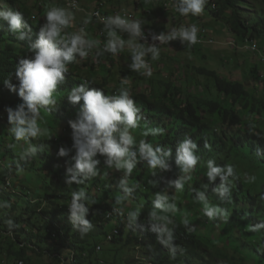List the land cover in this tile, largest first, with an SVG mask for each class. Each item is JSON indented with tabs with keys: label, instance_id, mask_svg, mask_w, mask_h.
Here are the masks:
<instances>
[{
	"label": "trees",
	"instance_id": "trees-1",
	"mask_svg": "<svg viewBox=\"0 0 264 264\" xmlns=\"http://www.w3.org/2000/svg\"><path fill=\"white\" fill-rule=\"evenodd\" d=\"M18 1L1 0L0 4V8L7 7L23 13L21 31L25 33V39H18L8 23L0 19V112L8 105L15 109L23 102L18 92H11L5 87L4 80L8 79L13 85L19 86L16 74L18 63L21 59L34 57V45L40 30L33 22L30 10L20 7ZM172 1L177 10L181 0ZM246 2L248 1L206 0L203 12H207L208 16L201 18L202 13L196 16L190 13L192 22L201 24L206 19H213L226 31L225 38L233 37L242 45L256 41L257 49L261 50L264 46V8L257 5L259 9L253 13V19L243 10L248 8L249 4ZM262 3L264 4V0ZM177 13L180 14L179 11ZM206 37L209 34L199 33L197 38L203 40ZM191 45L193 52L196 48L201 50L197 47L199 45ZM195 57L199 60L196 52ZM200 57L202 60L205 58ZM68 69L64 74L65 82L58 85L54 94L56 105L43 109L47 113H54L57 120L71 130L70 122L78 119L84 103L82 100L78 104L69 102L68 95L73 88L85 84L89 89L103 90L105 95H118L120 90H108L105 83L108 76L103 82L86 79L75 62L69 64ZM250 71L252 73L253 70ZM195 73L197 76L190 78L194 83L190 84L188 79L180 78L177 80L181 83L180 86L167 85L166 91H161L156 96L139 92L130 94L141 110L139 115L142 116L145 127L163 129L165 134L161 143L171 151V156L166 160L169 167L163 170L160 185H151L149 192L133 187L132 192H126L124 186L118 185V179H114L109 188L114 200L98 199L93 206L85 202L88 209L85 218L91 227L83 235L71 218V202L60 203V200L72 199L64 191L59 195L46 192L43 196H34L38 201L34 199L24 206L21 203L12 206L11 196L19 195L13 192L5 195L3 190H8L9 187H6L3 180L0 182V199L8 205L4 209L8 211L4 217L0 212V242L10 245L4 252L11 264L28 261V252L48 254L58 264H67L68 261L69 264H93L90 260L93 254L102 251L98 239L102 236L107 239L115 230L118 234L111 240L117 245L114 264H119L118 253L129 250L135 244L140 246L138 252L141 249L146 252L145 261L140 260L142 264H264V228L252 230L253 226L264 222V100L254 98L241 79L236 81L221 77L217 71L203 66L197 67V72L192 74ZM246 74L249 75L250 72ZM253 76L255 77V73ZM194 84L197 87L195 92L190 89ZM188 89L195 93L192 98H188L191 94ZM237 106L245 115L241 116L236 111ZM5 125L9 127L10 123L5 120ZM2 139H8L11 144L0 150V163L2 160H9L13 163V171L21 170L24 175H32L34 172L39 175L38 170L42 169L40 165H45L54 174L50 184L54 188L60 186L59 178L66 167L59 161H52L53 154H48L45 150V138L31 144L37 145L38 149L42 148V151H37L33 158L24 160L21 159V154L29 147L26 141H17L12 134H7ZM186 139L196 144L195 154L200 158L195 169L188 174L182 173L176 164L177 149ZM55 142L59 145L66 144L70 148L66 159L60 160L66 161L69 167L74 166L75 162L68 161L70 153L75 150L72 147L73 139L64 140L59 137ZM16 143L19 145L14 153L11 147ZM208 160H214L215 166L220 168L229 164L234 167L236 175L229 177L231 183L226 185L229 194L224 197L215 191L222 183L220 177L217 176L213 181L207 175ZM181 176H190L191 179H186L183 190L176 193L175 181ZM252 177L255 179H251ZM103 186L105 188L107 183ZM115 188L116 193L113 192ZM151 192L167 195V203L175 204L176 211L173 213L156 209V196L151 200ZM197 192H203L207 201L220 207L227 219L220 215L210 219L204 215L205 219L202 221H192L191 218L195 215L191 211L192 206L199 202ZM118 197L122 198L120 203L117 202ZM18 210L20 214L12 219ZM130 211L138 212L135 221L130 219ZM152 212H156L158 217L167 216L172 220V223L167 224L172 233L171 243L163 242L168 240L167 232L163 231L165 223L153 218ZM209 219L214 224L206 227L204 220ZM184 220L187 221L186 224ZM108 225H112L111 231H107ZM127 254H124L127 260H123L124 263L140 264ZM3 256L0 248V263L5 260Z\"/></svg>",
	"mask_w": 264,
	"mask_h": 264
},
{
	"label": "rangeland",
	"instance_id": "rangeland-1",
	"mask_svg": "<svg viewBox=\"0 0 264 264\" xmlns=\"http://www.w3.org/2000/svg\"><path fill=\"white\" fill-rule=\"evenodd\" d=\"M65 1L66 0H19L18 2L20 7H25L30 10L33 22L39 27L46 23L47 12L53 7L64 8L70 12L72 14L71 23L63 30L62 35L67 37L73 33H79L80 29L83 28V36L86 40L91 39L98 41L97 46L90 51L87 57H78L75 63L80 67L82 70L81 73L86 76V79L89 78L94 81L98 80V82H103L105 77L108 76L105 83L110 92L120 90L121 87H123L126 88L130 94H134L133 92H139L145 93L146 95L152 94L153 96H156L161 93V91L165 92L167 85L176 87L180 86L181 83L177 81L180 78L188 79L190 84L194 83L190 78L193 79L196 77L197 73H192L197 72V67L203 66L206 68L209 67L210 70L217 71L221 77H229L231 80L236 81L241 79L246 90L250 94H253L254 98L264 100V46H262L259 54L253 51L256 46V41L242 45L238 44L233 37L225 38L224 35H226V31H223L224 28H220L213 19H206V21L201 24H193L191 14L189 13L187 16L178 14V11L171 3L173 2L172 0H78L79 4L77 6L80 8L79 11L69 10L67 6H65ZM246 1H248L246 3L249 5L248 8L243 10L248 12L251 18L254 17L253 13H255L257 9L264 8L262 0ZM97 4H100V6L104 5L103 11L104 13L107 12L106 14L108 16L114 17L119 15L121 11H125L124 15H132L131 21H135L136 19L141 21V27L151 31L152 34L164 33L165 35H171L173 30H179L181 27L190 28L192 25H196L198 28L197 36L199 33H207L209 34V37L195 43V45H199L197 47H200L201 49H195L199 60L195 57V52H193L192 48L193 46L190 44L191 42L189 41L188 43L181 38L170 40L165 43L149 44L150 46H156L159 48V57L153 60L150 53L145 56V60L151 69V75H142L140 72L132 71L129 67L132 63V48H130L127 43L116 54L103 52L102 55H98V53L103 50L104 45L109 38L105 25L98 23L90 17V13L96 8ZM257 5L259 8H257ZM207 16V12H202L200 15L201 18ZM253 19H255V17ZM86 20L88 21L87 24H85ZM216 29H218L219 32ZM117 36L126 42L130 39L129 34L122 30H117ZM234 41L236 43L235 45ZM230 42H232V44H230ZM133 43L141 44L144 47H150L149 45L142 44L141 41L136 38L133 40ZM200 56L205 57L204 60H202ZM113 60L115 61L114 64L112 63ZM250 70H253L252 73ZM249 72V75L246 74ZM254 73L255 77L253 76ZM245 77L248 78L246 79ZM124 78H127L126 82H124ZM195 87L194 84L193 87L190 86V89L195 92V89L197 88ZM193 92L189 91L191 94L188 98H192L195 95ZM183 97L185 96L183 95ZM8 106L0 112V150L6 149L9 146L7 144H11L8 141L9 137H7L8 139L6 140L2 139L5 135L11 134L10 129L13 127L9 122L8 113L6 111V109L9 108ZM236 111L241 116L245 115L239 106H237ZM3 116L4 118H1ZM140 117L141 120L139 127L131 130V134L133 135L136 144L138 145L140 140H145L146 142L151 143L154 147L160 146L167 150V147H164L161 143L162 137L164 138V131L163 134L160 135L144 136L143 133L147 130V127H145L143 123L144 120L142 116ZM5 120L10 123L9 127L6 125L4 126ZM39 123L42 128L47 129V134L37 138H30V143H26L29 146V144H35V141H41L45 138V142L47 141V146L45 147L46 152L48 154H53L52 161L61 162L66 167V170L62 172L59 178L61 181L60 186L54 188V186L50 184V181H52L54 177V174L52 173L53 171L50 172L45 165H40L42 169L38 170L39 175H37L36 172L32 175H27L26 173V175H24L21 170L13 171L12 162L9 160H2L0 163V182L3 180L5 183L8 178L11 183L9 189L3 191L5 195H9L11 192L19 195L11 196L12 206L13 204L18 203H21V205L24 206L25 203L33 202L35 199L34 196L37 198L38 195L40 196L42 194L43 196L46 192L50 195L53 193L59 195L64 191L68 198H72V192L79 191L81 188L86 191L89 200L94 201V203H88L89 206H93L97 203L98 199L108 198L109 200H114L115 197L112 196V193L109 190L114 179H118V185H122L121 181H126V184L123 186L131 189V192L134 190L132 187L141 188L143 189V192H146L147 190L149 192L151 185H160L161 176L164 171L159 168L151 169L146 161H141L139 159L138 149L135 147L132 150L137 151V162L136 167L130 176H126L123 169H117L115 164L108 166L106 163L107 157L98 154L95 157V159L100 161L97 166L98 175L85 181L82 185H77L75 183L69 185L66 182L68 177L67 168L69 167V164H66V161L64 160H60V158L66 159L67 156L60 157L58 152L61 147L70 148L66 144H57L55 139L60 137L64 140H71L72 129H66L65 124L58 121L54 113H47L43 108L40 109ZM18 145L19 143H16L11 147L14 153H16V147ZM75 154V150L70 153V157H68L70 163L75 162ZM17 165L19 166V164ZM153 176H155L156 179ZM104 183H107L105 188L103 186ZM116 188L113 190L115 193L117 191ZM178 192V189H176V193ZM156 195L157 192H151L149 197L151 200H154ZM35 200L38 201V199ZM67 202H71V200H60V203L62 204H66ZM208 203L212 204L211 201H208ZM129 204H131V201ZM7 207L8 205L0 199V212L3 217L8 213V211L4 210ZM7 210H10V208ZM191 211H194L195 214L194 217L191 218L192 221H202V219H205L203 206L200 202L195 203L192 206ZM19 214L20 211L18 210L13 214L12 219L18 217ZM201 221H199V227H201ZM204 223L207 224L206 227L210 224H214L210 219L208 221L204 220ZM111 230L112 225H108L107 231ZM256 234L257 232L255 235ZM98 243L101 244L102 251L93 254L90 259L92 263L114 264V251L117 245L108 241L103 236L98 239ZM9 246V243L7 242H0V248H2V254L4 255L3 257H5V260L0 264H11L4 252V249L6 250ZM138 249H140V246L135 244L129 248V250L125 249L118 253L117 263L126 264L123 261L126 260L124 254L128 253L127 256L134 258L136 262L142 264L140 260L145 261L144 255H146V252L142 249L138 252ZM27 259L28 261L24 262V264L59 263L51 257H48V254L37 255L36 253L28 252ZM69 263L70 262L68 261L67 264ZM145 264L148 263L145 262Z\"/></svg>",
	"mask_w": 264,
	"mask_h": 264
},
{
	"label": "clouds",
	"instance_id": "clouds-1",
	"mask_svg": "<svg viewBox=\"0 0 264 264\" xmlns=\"http://www.w3.org/2000/svg\"><path fill=\"white\" fill-rule=\"evenodd\" d=\"M206 0H181L177 10L183 16L189 13L196 16L203 12ZM93 12V10H92ZM91 12V13H92ZM92 19H94L91 16ZM105 25L108 40L104 48L98 55L103 52L112 54L118 53L125 44L132 48V63L129 66L132 71L140 72L142 75H151V69L145 60L147 54H151L153 60L159 57V48L156 46L144 47L141 44H134L135 38H142L143 32L141 21H129L121 16H108L105 14ZM0 19H3L10 26V30L15 33L18 39H25V33L21 31L24 15L20 11H14L10 8H0ZM72 20V14L64 8L53 7L46 15V23L39 30L38 40L34 45L35 55L32 59H21L17 66V77L19 86L13 85L10 80H4V85L11 92L17 93L22 98V103L16 106L15 110L11 107L7 108L9 122L13 125L10 129L11 134L17 141L23 140L29 142L30 138H37L47 134V129L40 126V109L46 106H55L57 100L55 93L58 85L65 82V73L69 71L68 65L76 62L77 58H85L90 51L97 46L98 41L88 39L83 36L84 29L81 28L79 33H73L70 36H63V30L68 27ZM88 21H85L87 24ZM26 26V25H25ZM117 30H122L129 34L130 39L126 42L117 36ZM198 28L192 25L190 28L181 27L179 30H173L171 35L153 36L154 40L161 43L181 38L191 44L199 42L197 39ZM198 40V41H197ZM232 44V43H230ZM256 53L261 52L257 49V44L253 50ZM127 78H124L126 82ZM68 100L72 104H78L81 100L83 108L80 116L76 121L70 122L72 129L73 148L75 149V164L67 168L68 177L66 182L71 185L73 183L82 185L85 181L98 175L97 166L100 163L95 157L99 154L107 157L108 166L115 164L117 169H123L126 176H130L136 167L137 151L139 159L146 161L151 169H168L169 165L166 160L171 156L170 150H165L160 146H153L145 140H140L139 144L131 134L132 129H136L140 125L141 117L139 115L140 108L136 106V102L131 98L129 91L121 87L118 95H105L101 89H89L85 84L75 87L68 95ZM3 118V117H1ZM163 134L161 128H147L144 136ZM196 144L186 139L177 149L176 164L180 167L182 173H191L197 166L200 158L195 154ZM37 151L35 145L29 144V147L21 154V159L34 157ZM70 149L61 147L58 155L65 157L69 154ZM207 166L209 171L207 175L210 180L220 177L222 183L215 189L221 197L229 194V188L226 186L231 183L229 177H235L234 167L229 164L225 168L215 166L214 160H208ZM186 179L190 176H181L175 181L178 190H183ZM251 179H255L252 177ZM122 186L126 181H121ZM7 187V186H6ZM126 192L131 189L125 187ZM198 201L203 205V213L210 219L216 216L227 215L223 210L215 205L209 204L203 192H197ZM169 197L167 195L157 194L154 200V207L164 212H175L176 205L167 203ZM121 197L117 198L120 203ZM85 202L94 203L89 200L86 191L81 188L79 191L72 192V199L69 205L71 218L79 231L83 235L91 227L90 222L85 218L88 212ZM130 219L135 221L138 216L137 211L128 213ZM153 218H158L165 223L163 229L168 234V240L164 243H171L172 233L167 228V224L172 220L167 216H157L156 212H152ZM11 223V222H9ZM186 224L187 221L184 220ZM264 228V222L252 227L253 231ZM117 231V230H115ZM114 231V233H115ZM110 234L116 236L118 234ZM109 235V236H110ZM108 240V238H107ZM111 241V240H108ZM100 248H98V251ZM19 264H24L19 262Z\"/></svg>",
	"mask_w": 264,
	"mask_h": 264
},
{
	"label": "built area",
	"instance_id": "built-area-1",
	"mask_svg": "<svg viewBox=\"0 0 264 264\" xmlns=\"http://www.w3.org/2000/svg\"><path fill=\"white\" fill-rule=\"evenodd\" d=\"M78 4H79L78 3V0H66L65 1V6H67V8L69 10H72V11H79L80 8L77 6ZM103 7H104V5L100 6V4H97L96 5V8L91 13V16L95 20H97L99 22H102V23H105L107 17L105 16V13L103 11L104 10ZM124 12L125 11H121L119 13V16H121L122 18H125V19H127L129 21H131L132 15H130V16L127 15V14L124 15ZM142 32L144 34L143 37L142 38H136L139 41H141L142 44H144V45H149L150 44L151 45V44H154V43H161L159 40H154L153 39V36L154 35L158 36L160 34H156V33L152 34L151 31L146 30V29H143V28H142ZM6 181L7 182H5V185L7 187H10L11 186V183L9 182V179L7 178ZM114 234L116 235L117 234V231H115ZM112 239H113V235H110L108 237V240H112Z\"/></svg>",
	"mask_w": 264,
	"mask_h": 264
}]
</instances>
